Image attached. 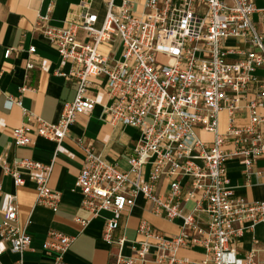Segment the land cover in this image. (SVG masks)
Segmentation results:
<instances>
[{
    "label": "built area",
    "instance_id": "1",
    "mask_svg": "<svg viewBox=\"0 0 264 264\" xmlns=\"http://www.w3.org/2000/svg\"><path fill=\"white\" fill-rule=\"evenodd\" d=\"M259 0H104V13L98 20L89 10L90 0H80L79 12H69L62 26L49 24L39 16L35 28L51 43L61 60L68 61V72L58 74L75 79L70 101H64L58 118L48 122L32 117L35 125L22 123L12 129L15 145H26L31 136L53 141L66 135L77 114L89 111L96 100L87 95L91 78L105 80L108 103L102 111L110 125H127L140 133L121 169L91 146L82 145V161L74 185L81 194L80 205L92 216L105 217L101 239L116 244L112 264H138L154 247L158 264H232L226 255L234 251L232 240L255 225H264V199L249 201L230 184L225 166L240 158L243 172L251 173L253 161L264 155V6ZM263 1L264 0H260ZM84 33V39L78 32ZM239 38L244 47L226 44ZM119 40L118 58L102 53L98 46ZM30 46L28 52L32 53ZM10 49L3 51L7 57ZM24 67H34L28 60ZM25 86L19 87L22 92ZM19 105L6 96L5 108ZM21 108L26 114V109ZM227 112V130L219 132L218 114ZM245 114V115H244ZM202 133H208L205 138ZM33 174L35 202L56 210L59 193L46 185L50 164L23 158L13 162ZM150 164L147 178L144 167ZM14 186L23 178L13 167L0 163ZM162 177L168 191H156ZM1 191V187H0ZM156 214L180 219L176 234L165 236L142 219L132 240L133 253L124 255L125 236L115 238L117 216L134 205L139 195ZM192 209L184 210V203ZM209 216L208 228L198 222L196 212ZM15 196L4 193L0 222V252L21 254L31 235L14 224ZM73 239L49 230L40 248L53 251L51 264H70L61 255ZM188 244L203 247L197 261L178 256ZM1 264V263H0ZM241 264H256L254 253H247Z\"/></svg>",
    "mask_w": 264,
    "mask_h": 264
},
{
    "label": "crops",
    "instance_id": "2",
    "mask_svg": "<svg viewBox=\"0 0 264 264\" xmlns=\"http://www.w3.org/2000/svg\"><path fill=\"white\" fill-rule=\"evenodd\" d=\"M80 0H0V163L13 167L23 178V183L14 186L9 175L0 166V222L4 210V193L15 196L16 219L14 224L31 235L27 249L21 254L8 250L0 252L1 264H51L58 256L53 251L40 248L49 230H55L72 236L68 249L60 257L70 264H112L117 251L116 244H108L101 239L103 221L112 214L100 211L91 213L80 205L81 194L74 185L82 161V145L91 146L110 162L121 169L128 168V158L133 154V147L138 142L140 133L127 125L112 126L102 111V105L109 99L105 95V80L102 77L91 78L86 93L96 100L89 111L77 114L69 126L66 135L56 145L53 141L32 135L26 145H15L12 129L22 123H31L32 117L54 122L58 118L61 105L70 101L75 91V79L65 77L70 68L68 61L61 60L55 47L47 41L35 22L39 16L46 17L49 24L62 26L65 17L71 11L79 12ZM104 0H90L89 10L96 13L98 20L104 13ZM84 39V33L78 32ZM228 39V41H227ZM226 44L244 47L239 38L229 37ZM34 47L32 53L28 52ZM9 48L5 58L3 51ZM99 50L113 58H118L122 49L119 40L104 42ZM30 60L34 67L26 69ZM25 86L22 92L19 87ZM6 96L18 99L19 105L5 108ZM26 109V114L21 108ZM245 115V114H244ZM202 135L209 139L208 133ZM28 158L43 165L50 164L46 185L59 193L56 210L35 202V189L32 175H43V171L28 170L13 162ZM150 164L144 167L147 178ZM225 172L235 191L249 201L264 199V155L257 157L251 165V173L243 172L240 158L227 161ZM156 191L165 197L168 191V179L162 177ZM184 210L192 209V202L184 203ZM199 224L208 228L209 216L205 211L196 213ZM119 227L115 238L125 236L122 247L124 255L133 253L132 240L141 238L136 228L142 219L149 221L154 228L165 236L176 234L180 229V219H169L164 213L156 214L150 203L139 194L134 205L122 211L118 216ZM234 251L226 255L232 264H241L244 256L254 253L255 263L264 264V225L257 224L252 230L245 231L232 240ZM203 247L188 244L181 247L178 256L197 261L202 257ZM138 264H158L154 257V247L147 259Z\"/></svg>",
    "mask_w": 264,
    "mask_h": 264
},
{
    "label": "rangeland",
    "instance_id": "3",
    "mask_svg": "<svg viewBox=\"0 0 264 264\" xmlns=\"http://www.w3.org/2000/svg\"><path fill=\"white\" fill-rule=\"evenodd\" d=\"M259 6H264V2L263 1H258L257 3ZM228 41V39H227ZM218 130L219 132H225L227 130V112L224 111H220V113L218 114Z\"/></svg>",
    "mask_w": 264,
    "mask_h": 264
}]
</instances>
